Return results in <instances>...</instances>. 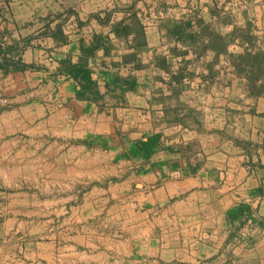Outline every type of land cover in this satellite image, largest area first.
Returning <instances> with one entry per match:
<instances>
[{"label":"crops","instance_id":"1","mask_svg":"<svg viewBox=\"0 0 264 264\" xmlns=\"http://www.w3.org/2000/svg\"><path fill=\"white\" fill-rule=\"evenodd\" d=\"M0 45V159L54 192L6 263L264 264V0H0Z\"/></svg>","mask_w":264,"mask_h":264},{"label":"rangeland","instance_id":"2","mask_svg":"<svg viewBox=\"0 0 264 264\" xmlns=\"http://www.w3.org/2000/svg\"><path fill=\"white\" fill-rule=\"evenodd\" d=\"M2 103L5 104V101L3 99L1 100ZM27 158V157H26ZM37 163V160H34L31 158L30 160L28 159H20L18 160L17 158H8V159H0V233H6L14 228H16V223H12L10 221H6V212L7 208L10 207L12 204V198H10L14 193L18 192V190H25L29 194H32V197H37L39 196L40 198H43L46 194L49 197L50 194H54V192H49L47 191L44 193V178H39L35 174H29L30 170L32 171V168L34 164ZM32 167V168H31ZM31 168V169H30ZM6 171V173L4 172ZM25 171V174H23ZM65 176V175H64ZM52 179H54L53 176H51ZM50 178V177H49ZM67 178L70 179V175L67 174ZM45 194V195H44ZM33 199V198H30ZM10 214V212L8 213ZM33 224H30L28 222H23L20 224L18 233L20 236L24 237V233L29 235V229L32 227ZM49 228V226H48ZM3 237H9L8 235H2L1 238ZM0 238V240H2ZM32 241V240H31ZM18 242L22 243V250H18L16 252V261H5V257H2V262L0 264H26L22 262L24 260L23 257V251L28 249V246L23 245L25 240H18ZM4 244L3 242H1ZM1 253H6L8 249H0ZM38 263V262H33V264Z\"/></svg>","mask_w":264,"mask_h":264},{"label":"trees","instance_id":"3","mask_svg":"<svg viewBox=\"0 0 264 264\" xmlns=\"http://www.w3.org/2000/svg\"><path fill=\"white\" fill-rule=\"evenodd\" d=\"M14 49L16 50L17 48L11 46L2 47L0 45V70L8 72L33 68L32 65L20 64L19 59L12 55Z\"/></svg>","mask_w":264,"mask_h":264},{"label":"built area","instance_id":"4","mask_svg":"<svg viewBox=\"0 0 264 264\" xmlns=\"http://www.w3.org/2000/svg\"><path fill=\"white\" fill-rule=\"evenodd\" d=\"M3 101H5V100H3Z\"/></svg>","mask_w":264,"mask_h":264}]
</instances>
